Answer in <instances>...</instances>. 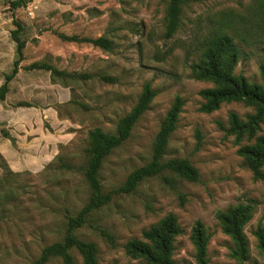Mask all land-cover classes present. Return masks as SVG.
<instances>
[{
  "label": "rangeland",
  "instance_id": "obj_1",
  "mask_svg": "<svg viewBox=\"0 0 264 264\" xmlns=\"http://www.w3.org/2000/svg\"><path fill=\"white\" fill-rule=\"evenodd\" d=\"M181 27L166 38L165 0H0V89L13 72L23 31L24 61L0 105V264H67L45 251L63 243L67 218L91 203L85 172L89 133L116 132L145 87L155 93L131 137L104 161L100 181L109 198L75 236L97 248L98 264H147L126 255L125 245L174 216L183 234L174 244L176 264H198L192 234L202 224L210 236L209 264H264L257 233L264 231V179L257 180L238 155L244 140L229 135V118L254 114L244 103L201 112L200 92L215 88L190 69L201 43L220 27L233 37L240 57L233 75L264 84V0H183ZM11 2H20L13 9ZM64 36L72 41H66ZM105 38L108 52L87 41ZM45 64L58 71L32 69ZM177 98L185 105L165 160H187L199 181L163 174L131 195H117L129 175L152 160L153 148ZM264 135V125L257 137ZM264 173V168H263ZM253 205L243 233L248 259L236 249L220 217ZM74 264H84L77 250Z\"/></svg>",
  "mask_w": 264,
  "mask_h": 264
},
{
  "label": "trees",
  "instance_id": "obj_2",
  "mask_svg": "<svg viewBox=\"0 0 264 264\" xmlns=\"http://www.w3.org/2000/svg\"><path fill=\"white\" fill-rule=\"evenodd\" d=\"M165 1L169 4L166 38L172 39L181 27L184 1ZM10 4L13 9L21 7L20 2H11ZM17 28L12 33L13 40L17 45V61L14 64L13 72L6 77L5 83L0 89V105L5 102L10 91V84L16 78L20 65L24 61L26 45L21 40L23 29L21 25H17ZM224 30V27H220L201 43L200 62L192 63L190 69L200 80H207L215 84V88L200 92V96L205 102L201 112L212 114L218 111L223 104L232 102L244 103L254 109V114L248 116L246 121L241 120L236 114H231L227 132L229 135L235 136L239 144L244 140L248 141L247 145L240 147L238 155L244 159L254 178L261 180L264 179V135L259 137L257 135L261 126L264 125V84H252L244 77L233 75L240 57V49L233 37ZM60 38L72 41L64 36ZM87 42L108 52L113 49L112 42L103 37ZM31 68L50 71L54 75L60 74L45 64L36 63ZM262 70L264 77V68ZM154 98L155 93L150 86L145 87L137 105L118 122L114 134H107L101 129H94L89 133L90 162L85 172V180L95 196L90 200V205L76 217L67 218V236L64 242L49 247L45 251V258L61 257L67 264H74L70 252L77 250L83 257L84 264H98L96 246L79 240L74 233L84 227L88 219L109 201V198L103 199V187L100 181L104 161L131 137L135 126L149 110ZM184 105L181 98L175 100L155 141L151 162L129 175L124 185L114 192L115 194L131 195L146 180L163 174H171L193 183L199 181L198 171L187 160H165L169 140L177 129ZM253 210V205L238 206L220 217L224 233L232 239L236 247L232 256L240 261H246L249 256L248 242L243 230L251 221ZM182 234L183 231L178 225L177 219L174 216H168L156 226L144 231L141 239L129 241L125 245L126 255L133 259H142L147 264H176L173 259L174 244ZM257 236L260 243L259 248L264 250V231H259ZM191 239L196 249L198 264H209L207 249L210 236L202 224L195 226Z\"/></svg>",
  "mask_w": 264,
  "mask_h": 264
}]
</instances>
